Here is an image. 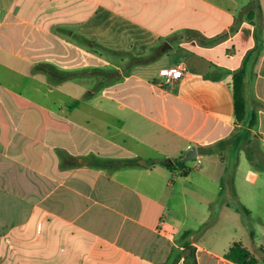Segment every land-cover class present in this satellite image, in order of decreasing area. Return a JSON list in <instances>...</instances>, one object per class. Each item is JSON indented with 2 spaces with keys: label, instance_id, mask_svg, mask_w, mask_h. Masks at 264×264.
I'll return each instance as SVG.
<instances>
[{
  "label": "crops",
  "instance_id": "1",
  "mask_svg": "<svg viewBox=\"0 0 264 264\" xmlns=\"http://www.w3.org/2000/svg\"><path fill=\"white\" fill-rule=\"evenodd\" d=\"M257 1L237 15L238 0H0V264H160L203 225L197 264H238L225 253L249 248L242 227L264 226V170L241 148L232 79L261 26L245 93L264 156ZM177 64L183 77L165 83L159 68ZM108 68L120 79L98 88ZM233 135L238 148L216 145Z\"/></svg>",
  "mask_w": 264,
  "mask_h": 264
},
{
  "label": "trees",
  "instance_id": "2",
  "mask_svg": "<svg viewBox=\"0 0 264 264\" xmlns=\"http://www.w3.org/2000/svg\"><path fill=\"white\" fill-rule=\"evenodd\" d=\"M256 2V5L251 7L249 10L250 12H254V10H261L260 4L256 0H250L248 5H251ZM249 8V6H247ZM245 7V9L247 8ZM260 32H261V26L258 27L257 33H255L257 45H255L252 49H250L244 59L242 65L233 73L232 79H233V96H234V106H235V114H236V120L238 122H241L246 128L244 129L241 139L242 141H246L247 144L252 146V143L255 141L252 139V131L251 128L256 122V115L255 113H252L250 118L247 119V99H246V93H245V79L247 75L248 69L254 64L259 52H260ZM200 36V35H198ZM201 40V36L199 37ZM162 54V51L159 48H156L151 54L146 55L144 57H137L135 55H131V61L130 63L132 65L134 64H143V63H149L155 59H157ZM101 73L104 76H107L110 78V80H101L100 86L98 88H102L107 82L111 81H117L120 79L118 75V70L116 68L112 69H100ZM67 75L70 74V71L66 73ZM77 101H74L73 103H68V106H71L72 104H76ZM256 138V136H253ZM237 140V135H233L227 139H223L219 141L216 145L218 147L223 146L224 144L231 143V148H238V146L235 144V141ZM258 141V140H257ZM220 149V148H219ZM208 152H215V148L208 147ZM247 157L249 161L253 164V166L257 169L264 170V156L263 153L257 154L256 151H254L253 148H251V151L247 153ZM158 163L166 166L169 169H174L175 166H179L183 168L184 172H187V169L184 165L185 161L182 160V157L179 158H167V157H161L158 161ZM222 183V182H221ZM222 192V188L219 191ZM204 228V225L199 227V229L192 230V229H186L181 232V234L178 237V242L183 246L182 250L173 249L172 250V256L169 259L168 262H163L160 264H176V262L181 258V256L184 255L185 263L184 264H197L195 259V247L191 244V238L196 236L201 230ZM251 235H253L251 233ZM263 250L264 248L261 247ZM225 257L228 259L237 262L238 264H256L258 262V259L255 257L253 252L244 246L242 242L240 241H234L227 252L225 253Z\"/></svg>",
  "mask_w": 264,
  "mask_h": 264
},
{
  "label": "rangeland",
  "instance_id": "3",
  "mask_svg": "<svg viewBox=\"0 0 264 264\" xmlns=\"http://www.w3.org/2000/svg\"><path fill=\"white\" fill-rule=\"evenodd\" d=\"M238 1H239V5H240V6H239V9H238V11H237V15L240 14V10H241V9H244L245 7L248 6L250 0H238ZM173 22H174V21H173ZM173 22H172V24H173ZM169 26H170V23L165 24L164 29H166V28L169 27ZM166 44H169V43H168V42H165V43L162 45V47H164ZM153 51H154V50H151V51H149L148 54H141L140 56L149 55V54H151ZM129 61H131V55H127V56H126L125 62H123V63L121 64V65H122V68H124V67L128 64ZM251 137H252V139L255 141L254 143H252V146H251V145L248 146V144H247V145H246V144H243L241 148H243V150H244L243 152H245L246 154H247L249 151H251V148H253L254 151L257 152V154H259V153L261 152L260 144H259V142L257 141L256 138H254L253 136H251ZM241 150H242V149H241ZM224 156H225L224 152L221 151V153H219V157H220L221 159H223V158L226 159L227 156H225V157H224ZM195 160H196V158L191 159V160H188V162H189V163H192V162L195 161ZM246 164L249 165L248 162H247ZM245 220H246V219H245ZM187 227H188V226H187ZM212 227H213V226H212ZM185 230H186V229H185ZM248 231H249V232L252 231V232L254 233L253 237H254V240H256V242H258V243L264 245V241H262V240L264 239V226H262V225H258V224L255 223V221H253V220H249L248 225H246V226L244 225V226L242 227L241 233L239 232V234L242 236L241 238H242L244 244H246L249 248H252L253 241H252V239L248 236V233H249Z\"/></svg>",
  "mask_w": 264,
  "mask_h": 264
},
{
  "label": "built area",
  "instance_id": "4",
  "mask_svg": "<svg viewBox=\"0 0 264 264\" xmlns=\"http://www.w3.org/2000/svg\"><path fill=\"white\" fill-rule=\"evenodd\" d=\"M184 67L180 64L167 65L159 68V74L163 77L165 83H172L183 77ZM196 166L201 163V159L196 157Z\"/></svg>",
  "mask_w": 264,
  "mask_h": 264
},
{
  "label": "water",
  "instance_id": "5",
  "mask_svg": "<svg viewBox=\"0 0 264 264\" xmlns=\"http://www.w3.org/2000/svg\"><path fill=\"white\" fill-rule=\"evenodd\" d=\"M163 51H164V48H161ZM197 157V151H196V148L195 146H192L186 153V155L184 156V160L185 161H188V160H191V159H194Z\"/></svg>",
  "mask_w": 264,
  "mask_h": 264
}]
</instances>
